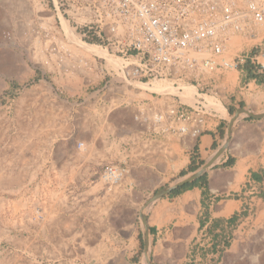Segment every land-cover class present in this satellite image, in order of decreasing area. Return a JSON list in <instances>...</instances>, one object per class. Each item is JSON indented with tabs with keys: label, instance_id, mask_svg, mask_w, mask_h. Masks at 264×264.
<instances>
[{
	"label": "built area",
	"instance_id": "2783aa9c",
	"mask_svg": "<svg viewBox=\"0 0 264 264\" xmlns=\"http://www.w3.org/2000/svg\"><path fill=\"white\" fill-rule=\"evenodd\" d=\"M25 1L33 20L23 50L53 78L38 86L55 116L70 107L68 165L89 168L108 190L196 157L200 136L229 117L228 72L242 79L240 91L253 86L255 101L264 86V0ZM88 45L111 61L84 53ZM125 110L130 122H117Z\"/></svg>",
	"mask_w": 264,
	"mask_h": 264
},
{
	"label": "rangeland",
	"instance_id": "374dc122",
	"mask_svg": "<svg viewBox=\"0 0 264 264\" xmlns=\"http://www.w3.org/2000/svg\"><path fill=\"white\" fill-rule=\"evenodd\" d=\"M32 14L25 0H0V264H146V254L151 264H264V230L243 239L224 231L211 255L210 241L199 230H172L176 196L145 206L156 192L184 178L177 173L154 174V180L141 170L134 172L136 187L108 190L89 168L71 170L67 155L73 144L64 137L70 107L55 116L49 90L38 86L53 78L40 66L42 58L34 60L23 50L29 32L20 25L31 22ZM227 77L228 92H238L242 79L232 71ZM255 93L253 86L245 92L247 104ZM257 98L250 112L264 113V90ZM131 113L120 112L116 121L129 123ZM233 115L225 116L228 122ZM241 117L261 126L262 132L249 126L241 134V149L258 152L261 162L253 166H261L264 119ZM141 213L146 227H158L150 236L149 230H136L135 222L145 224Z\"/></svg>",
	"mask_w": 264,
	"mask_h": 264
},
{
	"label": "crops",
	"instance_id": "0c3cea01",
	"mask_svg": "<svg viewBox=\"0 0 264 264\" xmlns=\"http://www.w3.org/2000/svg\"><path fill=\"white\" fill-rule=\"evenodd\" d=\"M262 89L264 90V86ZM262 91L258 90L257 93ZM245 92L240 90L228 92L226 97L228 112L235 115L240 106L244 105L247 111L254 110L251 106L257 103L254 101L252 105L247 104ZM253 121L239 116L230 135L232 146L227 147L203 174L193 181L194 186L175 195L178 198L174 210L177 227L172 230H199V233L210 241L207 246H211L209 248L211 255L218 249V238L224 231L243 239L253 230H264V164L254 167V164L261 162L258 152L241 149L244 141L241 134L246 127L251 126L262 132L261 126ZM228 126L229 122L226 119L219 123L215 133L202 134L196 157L190 159L179 156L175 162L177 170L175 172L174 169L173 173L187 177L212 161L223 146ZM150 173V178L155 180L154 174L164 176L171 172ZM135 224L136 230H149V236L150 230H158V227L150 224H147L146 228L140 222ZM142 237L144 238V234ZM199 256L203 257L201 254Z\"/></svg>",
	"mask_w": 264,
	"mask_h": 264
},
{
	"label": "water",
	"instance_id": "95a60500",
	"mask_svg": "<svg viewBox=\"0 0 264 264\" xmlns=\"http://www.w3.org/2000/svg\"><path fill=\"white\" fill-rule=\"evenodd\" d=\"M242 113H245L246 115H248L250 118L253 119H264V113L261 114H254L253 112L244 110V109H239L236 114L233 116V118L230 120L229 122V126L227 129V133H226V141L225 144L218 150V152L216 153L214 159L212 161H210L209 163L203 165L199 170H197L196 172L192 173L191 175L184 177L181 181L175 183L174 185L171 186H166L163 187L161 190H159L158 192H156L145 204V206L150 205L151 203H153L154 201H157L159 199H163L164 197H167L172 191L184 186L185 184L191 183L194 180H196L197 178H199L203 172L214 162V160H216L228 147V142H229V135L231 133L232 130V126L234 125V123L236 122V120L238 119V116ZM140 219L142 220L143 224L145 223V218L143 215H140ZM144 226H146V223L144 224ZM147 235V234H146ZM144 243L145 246H147V240L144 239ZM147 262L148 264H151L149 259L147 258Z\"/></svg>",
	"mask_w": 264,
	"mask_h": 264
},
{
	"label": "bare ground",
	"instance_id": "6f19581e",
	"mask_svg": "<svg viewBox=\"0 0 264 264\" xmlns=\"http://www.w3.org/2000/svg\"><path fill=\"white\" fill-rule=\"evenodd\" d=\"M25 15H26V13L23 12L21 14V17L25 18ZM20 26H22V28H24L25 30H27V32H30L31 31V28H32V23L30 21H27V22L26 21H23ZM63 26H64V30H65L66 34L68 35V37H70L72 39L73 38V35L70 33L67 25L65 23H63ZM83 49H84V53H87V54H96L99 57H104L108 61H111L106 56V53L102 49H100L99 47L88 45V46H85ZM34 60H36V58H34ZM112 63H114V62H112ZM160 89H161V85L158 84V83L154 84L153 87L151 88V90H154V91H159ZM242 114H245V113H242ZM141 215H143V214L141 213ZM145 262H146V264H148V262H147V254L145 255Z\"/></svg>",
	"mask_w": 264,
	"mask_h": 264
},
{
	"label": "trees",
	"instance_id": "16d2710c",
	"mask_svg": "<svg viewBox=\"0 0 264 264\" xmlns=\"http://www.w3.org/2000/svg\"><path fill=\"white\" fill-rule=\"evenodd\" d=\"M194 185H195V182H194V183L191 182V183L185 184L184 186H182V187H180V188H178V189L172 191V192L168 195V197H173V196L179 194L181 191H184V190H188V189H190V187H192V186H194Z\"/></svg>",
	"mask_w": 264,
	"mask_h": 264
}]
</instances>
